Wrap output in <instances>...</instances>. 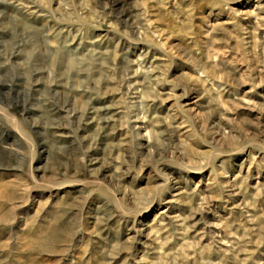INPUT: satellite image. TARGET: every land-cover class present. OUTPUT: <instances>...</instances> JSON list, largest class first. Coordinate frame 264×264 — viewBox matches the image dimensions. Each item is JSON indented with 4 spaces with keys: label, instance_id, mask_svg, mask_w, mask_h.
Returning <instances> with one entry per match:
<instances>
[{
    "label": "rangeland",
    "instance_id": "374dc122",
    "mask_svg": "<svg viewBox=\"0 0 264 264\" xmlns=\"http://www.w3.org/2000/svg\"><path fill=\"white\" fill-rule=\"evenodd\" d=\"M0 80V264H264V0H0Z\"/></svg>",
    "mask_w": 264,
    "mask_h": 264
},
{
    "label": "bare ground",
    "instance_id": "6f19581e",
    "mask_svg": "<svg viewBox=\"0 0 264 264\" xmlns=\"http://www.w3.org/2000/svg\"><path fill=\"white\" fill-rule=\"evenodd\" d=\"M37 16V15H36ZM133 19V18H132ZM0 84L6 85L8 86V92L7 94H9V97L11 100L13 101H17V102H21L22 106L26 107L28 104H30V101L35 99L33 98L32 95H30V93H27L26 91L21 92V94L19 93V91H16V89L13 88L14 84H17L16 82L13 81H9V80H0ZM33 90H37V89H33ZM13 92H16L15 95H10ZM1 98V97H0ZM2 100V99H1ZM8 103V102H7ZM28 103V104H27ZM96 106V105H95ZM29 107V106H28ZM94 107V106H93ZM100 107V106H99ZM30 108V107H29ZM91 109V108H90ZM94 109V108H93ZM96 109V108H95ZM103 109V108H102ZM96 113V110L94 111ZM99 117V116H98ZM91 118V117H89ZM84 119V118H83ZM95 122V121H94Z\"/></svg>",
    "mask_w": 264,
    "mask_h": 264
}]
</instances>
